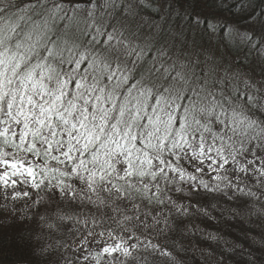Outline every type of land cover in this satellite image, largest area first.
<instances>
[{
    "label": "snow or ice",
    "instance_id": "1",
    "mask_svg": "<svg viewBox=\"0 0 264 264\" xmlns=\"http://www.w3.org/2000/svg\"><path fill=\"white\" fill-rule=\"evenodd\" d=\"M196 260L264 264V0H0V264Z\"/></svg>",
    "mask_w": 264,
    "mask_h": 264
},
{
    "label": "trees",
    "instance_id": "2",
    "mask_svg": "<svg viewBox=\"0 0 264 264\" xmlns=\"http://www.w3.org/2000/svg\"><path fill=\"white\" fill-rule=\"evenodd\" d=\"M186 224H191L193 227L199 226L200 228H203L207 231H218L219 228L216 225L215 222L211 220H206L203 217L194 216L190 220L185 221ZM231 239H239V237L235 233H228L227 234ZM203 246V245H202ZM9 264H12L11 261H9ZM194 264H200L199 260L194 261Z\"/></svg>",
    "mask_w": 264,
    "mask_h": 264
}]
</instances>
